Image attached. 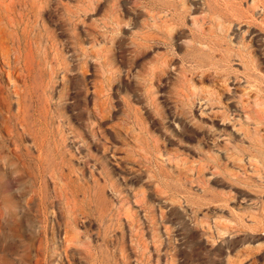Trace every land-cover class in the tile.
<instances>
[{"label":"rangeland","instance_id":"374dc122","mask_svg":"<svg viewBox=\"0 0 264 264\" xmlns=\"http://www.w3.org/2000/svg\"><path fill=\"white\" fill-rule=\"evenodd\" d=\"M0 71V264H264V0H0Z\"/></svg>","mask_w":264,"mask_h":264},{"label":"bare ground","instance_id":"6f19581e","mask_svg":"<svg viewBox=\"0 0 264 264\" xmlns=\"http://www.w3.org/2000/svg\"><path fill=\"white\" fill-rule=\"evenodd\" d=\"M157 1V0H156ZM203 1V0H202ZM7 2V1H6ZM152 2V1H151ZM204 3H206V2H204ZM209 4V3H208ZM206 5V4H205ZM220 5V4H219ZM208 6V5H207ZM147 7V6H146ZM65 8V7H64ZM155 8V7H154ZM169 9V8H168ZM167 9V10H168ZM175 9V8H174ZM142 10V9H141ZM176 10V9H175ZM218 10V9H217ZM69 11V10H68ZM143 11V10H142ZM172 11V10H171ZM174 11V10H173ZM67 12V11H66ZM218 12V11H217ZM62 13H63V11H62ZM210 13V12H209ZM66 14H68V13H66ZM211 14V13H210ZM34 19V18H33ZM225 19V18H224ZM227 19V18H226ZM78 20H79V18H78ZM77 20V21H78ZM172 23H173V21H171ZM170 22V23H171ZM223 22H226V21H223ZM229 22V21H228ZM175 23V22H174ZM149 27V26H148ZM9 30V29H8ZM33 33V32H32ZM164 39V38H163ZM3 44V43H2ZM10 45V44H9ZM43 50V49H42ZM76 52V51H75ZM27 57V56H26ZM4 60L6 59L5 57H2ZM15 63H17L16 62V60H15ZM26 63H27V61H26ZM36 64V63H35ZM27 65V64H26ZM3 66V65H2ZM1 66V67H2ZM28 66V65H27ZM41 67V66H40ZM29 68V67H28ZM34 69V68H33ZM38 70V69H37ZM41 71V70H40ZM1 72V71H0ZM33 72V71H32ZM27 73V72H26ZM34 73V72H33ZM32 73V74H33ZM44 76V75H43ZM31 77V76H30ZM40 77V76H39ZM42 77V76H41ZM43 81V80H42ZM103 83V82H102ZM42 84V83H41ZM43 85V84H42ZM103 85V84H102ZM21 91H22V89H21ZM43 92V91H42ZM11 93V92H10ZM22 93V92H21ZM31 93V92H30ZM7 95V94H6ZM6 97V96H5ZM8 97V96H7ZM85 97V96H84ZM96 98H98V97H96ZM37 101V100H36ZM41 101V100H40ZM108 101V100H107ZM38 102V101H37ZM43 102V101H42ZM12 103V102H11ZM40 103V102H39ZM109 103V102H108ZM38 104V103H37ZM9 105V104H8ZM12 105V104H11ZM108 105V104H107ZM52 106H53V104H52ZM51 106V107H52ZM13 107V106H12ZM39 107V106H38ZM60 107V106H59ZM10 108V107H9ZM35 108V107H34ZM89 108V107H88ZM41 109V108H40ZM39 109V110H40ZM84 109V108H83ZM90 109V108H89ZM21 110V109H20ZM43 110V109H42ZM106 110V109H105ZM24 111V110H23ZM42 112V111H41ZM17 116V115H16ZM25 116V115H24ZM1 117V116H0ZM12 117H13V115H12ZM7 118V117H6ZM14 118V117H13ZM24 118V117H23ZM40 119H42V118H40ZM247 119H249V117L247 118ZM26 120V119H25ZM44 120V119H43ZM99 120V119H98ZM17 121H18V119H17ZM225 121V120H224ZM15 122V121H14ZM22 122V121H21ZM32 122V121H31ZM16 123V122H15ZM28 123V122H27ZM30 123V122H29ZM16 124H18V123H16ZM22 124V123H21ZM31 125H33L32 123H31ZM12 126V125H11ZM20 126V125H19ZM18 126V127H19ZM31 127V126H30ZM20 128V127H19ZM18 128V129H19ZM18 129H17V131H18ZM21 129V128H20ZM46 129V128H45ZM9 130V129H8ZM10 131V130H9ZM11 131H13V130H11ZM46 131V130H45ZM48 132V131H47ZM13 133H14V131H13ZM33 133V132H32ZM20 134H22V133H20ZM36 134V133H35ZM34 134V135H35ZM45 135V134H44ZM88 135V134H87ZM47 136V135H46ZM13 137H15V136H13ZM17 137V136H16ZM42 137V136H41ZM18 138V137H17ZM4 139V138H3ZM37 139H38V137H37ZM9 140V139H8ZM41 140V139H40ZM48 141V140H47ZM1 143V142H0ZM21 143V142H20ZM3 144V143H2ZM16 144V143H15ZM40 144V143H39ZM41 145V144H40ZM43 145V144H42ZM47 145V144H46ZM3 146V145H2ZM16 146H17V144H16ZM1 147V146H0ZM49 147V146H48ZM6 148V147H5ZM111 148V147H110ZM24 149H26L25 147H24ZM50 149V148H49ZM5 150V149H4ZM3 150V151H4ZM21 150H22V147H21V149H20V152H21ZM28 151V150H27ZM7 152V151H6ZM45 152V151H44ZM28 153H29V151H28ZM52 153V152H51ZM23 154V153H22ZM45 154V153H44ZM54 154V153H53ZM84 154V153H83ZM114 154V153H113ZM19 155V154H18ZM23 155H26V154H23ZM33 156V155H32ZM44 156V155H43ZM77 156V155H76ZM5 157V156H4ZM26 157V156H25ZM30 157H31V153H30ZM46 157H47V155H46ZM45 157V158H46ZM89 158V157H88ZM33 159V158H32ZM11 160H13V159H11ZM54 160V159H53ZM50 161V160H49ZM88 161V160H87ZM41 163V162H40ZM93 163V162H92ZM30 164H31V162H30ZM84 165V164H83ZM12 166V165H11ZM30 166V165H29ZM32 166V165H31ZM92 166V165H91ZM94 166H95V164H94ZM98 166V165H97ZM38 167V166H37ZM15 168V167H14ZM44 168V167H43ZM42 168V169H43ZM17 169V168H16ZM34 169V168H33ZM41 169V170H42ZM51 169V168H50ZM94 169V168H93ZM18 170V169H17ZM21 170V169H20ZM80 170V169H79ZM95 170V169H94ZM104 171V170H103ZM105 172V171H104ZM44 173V172H43ZM63 173V172H62ZM67 173H69V172H67ZM81 173H82V171H81ZM94 173H96V171L94 172ZM37 174V173H36ZM39 174V173H38ZM45 176V175H44ZM83 177V176H82ZM106 177V176H105ZM61 178V177H60ZM68 178V177H67ZM56 179H57V177H56ZM107 179V178H106ZM36 180H38V179H36ZM42 180V179H41ZM48 180V179H47ZM83 181V180H82ZM97 182V181H96ZM96 182H95V184H96ZM90 183V182H89ZM88 183V184H89ZM85 184V183H84ZM92 184V183H91ZM106 184V183H105ZM90 185V184H89ZM113 185V184H112ZM38 186V185H37ZM46 186V185H45ZM95 186V185H94ZM96 187V186H95ZM100 188V187H99ZM43 189V188H42ZM45 190H46V188H45ZM92 190V189H91ZM95 190V189H94ZM88 191V190H87ZM102 191V190H101ZM92 193V192H91ZM102 193V192H101ZM88 194V193H87ZM97 195V194H96ZM100 195V194H99ZM108 195V194H107ZM40 196V195H39ZM95 199V198H94ZM97 199V198H96ZM86 201V200H85ZM96 202H97V200H96ZM95 202V203H96ZM100 202V201H99ZM55 203V202H54ZM102 203H103V201H102ZM123 203V202H122ZM100 204V203H99ZM41 205V204H40ZM101 205V204H100ZM104 205V204H103ZM97 206V205H96ZM48 208V207H47ZM107 208V207H106ZM48 211V210H47ZM103 211V210H102ZM106 211H108V209L106 210ZM101 212V211H100ZM104 212V211H103ZM112 212V211H111ZM93 213V212H92ZM102 214V213H101ZM40 215V214H39ZM81 215V214H80ZM111 216H113V215H111ZM143 216H145V215H143ZM108 218V217H107ZM114 218V217H113ZM145 219H146V216L144 217ZM89 219V218H88ZM41 220H42V218H41ZM143 221V220H142ZM39 222H40V220H39ZM105 222V221H104ZM147 222V221H146ZM145 222V223H146ZM109 223V222H108ZM43 224V223H42ZM104 224V223H103ZM106 225V224H105ZM43 227V226H42ZM148 227V226H147ZM45 228V227H44ZM41 230V229H40ZM136 230V229H135ZM143 230V229H142ZM45 248V247H44ZM37 249H38V247H37ZM43 250V249H42ZM45 250V249H44ZM41 254V253H40Z\"/></svg>","mask_w":264,"mask_h":264}]
</instances>
